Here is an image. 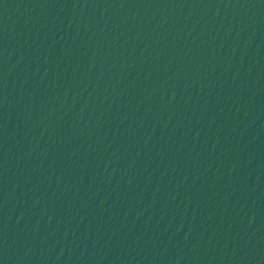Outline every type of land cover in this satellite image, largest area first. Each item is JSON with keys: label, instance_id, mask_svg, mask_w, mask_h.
<instances>
[{"label": "water", "instance_id": "water-1", "mask_svg": "<svg viewBox=\"0 0 264 264\" xmlns=\"http://www.w3.org/2000/svg\"><path fill=\"white\" fill-rule=\"evenodd\" d=\"M0 264H264V0H0Z\"/></svg>", "mask_w": 264, "mask_h": 264}]
</instances>
